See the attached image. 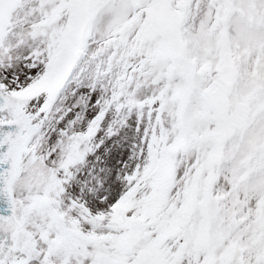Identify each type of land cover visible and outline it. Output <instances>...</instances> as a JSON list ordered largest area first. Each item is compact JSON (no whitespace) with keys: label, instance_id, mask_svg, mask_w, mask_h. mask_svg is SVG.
Here are the masks:
<instances>
[{"label":"snow or ice","instance_id":"obj_1","mask_svg":"<svg viewBox=\"0 0 264 264\" xmlns=\"http://www.w3.org/2000/svg\"><path fill=\"white\" fill-rule=\"evenodd\" d=\"M0 264H264V0H0Z\"/></svg>","mask_w":264,"mask_h":264}]
</instances>
